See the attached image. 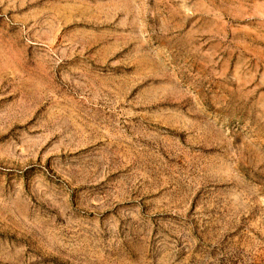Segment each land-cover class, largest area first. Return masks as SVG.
Segmentation results:
<instances>
[{
    "label": "rangeland",
    "instance_id": "1",
    "mask_svg": "<svg viewBox=\"0 0 264 264\" xmlns=\"http://www.w3.org/2000/svg\"><path fill=\"white\" fill-rule=\"evenodd\" d=\"M0 264H264V0H0Z\"/></svg>",
    "mask_w": 264,
    "mask_h": 264
}]
</instances>
